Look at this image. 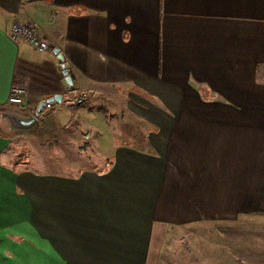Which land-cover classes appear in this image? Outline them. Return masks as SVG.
Returning <instances> with one entry per match:
<instances>
[{
  "label": "crops",
  "instance_id": "1",
  "mask_svg": "<svg viewBox=\"0 0 264 264\" xmlns=\"http://www.w3.org/2000/svg\"><path fill=\"white\" fill-rule=\"evenodd\" d=\"M52 96L37 139L62 171L17 169L0 125V264H160L174 229L264 228V0H0V110Z\"/></svg>",
  "mask_w": 264,
  "mask_h": 264
},
{
  "label": "rangeland",
  "instance_id": "2",
  "mask_svg": "<svg viewBox=\"0 0 264 264\" xmlns=\"http://www.w3.org/2000/svg\"><path fill=\"white\" fill-rule=\"evenodd\" d=\"M84 99L79 107L90 106L94 102L97 107H105L107 103L105 99L94 101L87 94ZM40 126L39 123L29 132L13 135L16 140L13 144L15 149H11V164L17 169L28 168L44 173L62 171L56 156L58 146L40 143L37 139ZM88 134L82 135L84 139L77 153L87 155L92 148L93 143L85 140ZM75 161L79 168L90 166L83 158ZM161 259L160 264H264V228L249 230L245 222L235 226L228 222L197 223L177 228L168 235Z\"/></svg>",
  "mask_w": 264,
  "mask_h": 264
},
{
  "label": "water",
  "instance_id": "3",
  "mask_svg": "<svg viewBox=\"0 0 264 264\" xmlns=\"http://www.w3.org/2000/svg\"><path fill=\"white\" fill-rule=\"evenodd\" d=\"M53 53L56 56V61L59 64L62 70V76L64 84L68 90L72 89V84L70 77L67 75L65 70V62L62 54L58 53V50L55 49ZM60 96H52L47 99L40 101L32 114L22 115L12 109L0 110V125L3 130L9 134L12 133H23L28 132L34 128L37 124V116L39 112L46 106L51 103L59 102Z\"/></svg>",
  "mask_w": 264,
  "mask_h": 264
},
{
  "label": "built area",
  "instance_id": "4",
  "mask_svg": "<svg viewBox=\"0 0 264 264\" xmlns=\"http://www.w3.org/2000/svg\"><path fill=\"white\" fill-rule=\"evenodd\" d=\"M8 36L12 40L23 39L28 45L40 53L45 52L48 49L47 43L38 37L33 26L15 19L8 21ZM26 97L27 93L23 88L13 86L9 90L7 103L9 105L20 107ZM84 98L85 94L81 93L74 99V103L80 104L83 102Z\"/></svg>",
  "mask_w": 264,
  "mask_h": 264
},
{
  "label": "trees",
  "instance_id": "5",
  "mask_svg": "<svg viewBox=\"0 0 264 264\" xmlns=\"http://www.w3.org/2000/svg\"><path fill=\"white\" fill-rule=\"evenodd\" d=\"M34 111V108L32 109V112ZM39 115V114H38Z\"/></svg>",
  "mask_w": 264,
  "mask_h": 264
}]
</instances>
